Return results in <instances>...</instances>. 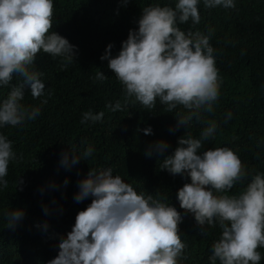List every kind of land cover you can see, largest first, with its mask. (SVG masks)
I'll use <instances>...</instances> for the list:
<instances>
[{
    "label": "clouds",
    "instance_id": "9594fccd",
    "mask_svg": "<svg viewBox=\"0 0 264 264\" xmlns=\"http://www.w3.org/2000/svg\"><path fill=\"white\" fill-rule=\"evenodd\" d=\"M119 2L126 6L129 0ZM202 2L205 8L236 7L235 0ZM200 3L176 0L174 6L149 4L141 9L138 27L129 29L116 55L111 53L113 45H106L100 59L107 60V68L124 91L123 104L117 100L106 107L117 111L139 103L153 109L158 100L166 106L165 113L183 109L174 115L177 123L170 131L180 126L186 129L194 121L203 125L199 138L190 132L178 137L171 154L164 155L169 148L164 139L150 143L144 154H157L159 169L189 178L177 189L176 198L180 208L194 216L202 234L207 235L205 225L221 230L211 245L210 264H259L264 258L258 251L264 248V174H251L246 186L230 195L229 190L249 175L241 159L226 146L201 151L204 142L216 135V121L205 119V114L214 110L221 78L210 44L213 29L205 34L180 27L189 21L199 24ZM53 11V0H0V88L10 89L0 101V127L24 125L40 115L39 106H26L23 101L26 89L33 100L44 96L42 74L32 68L41 51L63 58L64 69L75 63L77 46L53 30ZM94 79L103 82L107 77L97 71ZM103 116L102 111L89 110L83 113L81 123H95ZM138 131L145 135L153 132L151 126ZM93 152L91 145L80 155L64 152L60 165L71 170ZM17 159L12 141L0 133V190L8 188L9 163ZM22 183L17 178L15 187ZM63 184L67 186V178ZM77 188L74 201L90 199V203L76 213L71 231L60 237L58 253L47 264H182L187 259V245L179 229L183 216L166 194L137 191L120 175H114L112 167L89 168ZM43 211L49 213L47 205ZM24 216L21 208L6 211L5 227L14 230ZM38 227L46 231L48 224L45 221Z\"/></svg>",
    "mask_w": 264,
    "mask_h": 264
},
{
    "label": "trees",
    "instance_id": "16d2710c",
    "mask_svg": "<svg viewBox=\"0 0 264 264\" xmlns=\"http://www.w3.org/2000/svg\"><path fill=\"white\" fill-rule=\"evenodd\" d=\"M175 2L129 0L121 6L119 0H53V30L77 46V56L75 63L64 69L63 58L41 51L32 68L42 74L44 96L33 100L26 89L23 101L26 106H39L40 115L24 125L0 127L18 157L9 163L8 188L0 190V264H47L54 258L60 237L71 231L76 213L90 203V199L74 201L78 180L89 168L99 167H112L114 175H120L137 191L166 194L183 216L179 229L187 245V259L182 264H210L211 245L221 230L205 225L207 235L202 234L194 216L181 209L176 198L177 189L189 178L159 169L157 154H144L147 146L159 139L169 145L164 155L171 154L178 137L190 132L199 138L203 125L194 121L186 129L180 126L170 131L177 123L174 115L183 109L165 113L166 106L158 100L153 109L139 103L117 111L106 107L117 100L124 103L122 85L107 68V60L100 59L106 45L111 43V53L116 55L129 29L138 27L136 21L143 7L155 3L174 6ZM235 4L232 9L205 8L201 0L199 24L189 21L180 25L183 30L205 34L213 29L210 44L221 84L214 110L205 114V119H214L217 130L201 151L226 146L241 159L249 175L229 190L230 195L238 194L251 174H264V0H235ZM97 71H103L107 79L95 80ZM9 90L0 88V101ZM89 110L102 111L103 119L81 123L83 113ZM148 126L153 130L151 135L138 131ZM89 145L94 152L86 161L81 160L71 170L60 165L62 153L71 150L80 155ZM17 178L23 183L15 187ZM65 178L67 186L63 184ZM53 183L56 188L49 187ZM44 205L49 208L47 215ZM14 208L23 209L25 216L10 230L5 227L4 213ZM45 221L46 231L38 227ZM258 251L264 257V248ZM259 264H264V258Z\"/></svg>",
    "mask_w": 264,
    "mask_h": 264
}]
</instances>
